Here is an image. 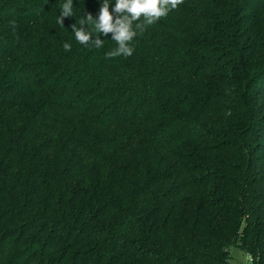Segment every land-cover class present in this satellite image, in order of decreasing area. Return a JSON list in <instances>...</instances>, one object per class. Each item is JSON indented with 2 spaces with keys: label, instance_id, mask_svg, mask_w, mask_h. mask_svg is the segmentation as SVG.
<instances>
[{
  "label": "trees",
  "instance_id": "16d2710c",
  "mask_svg": "<svg viewBox=\"0 0 264 264\" xmlns=\"http://www.w3.org/2000/svg\"><path fill=\"white\" fill-rule=\"evenodd\" d=\"M62 3L0 0V264H264V0H183L112 58L71 30L100 0Z\"/></svg>",
  "mask_w": 264,
  "mask_h": 264
},
{
  "label": "clouds",
  "instance_id": "9594fccd",
  "mask_svg": "<svg viewBox=\"0 0 264 264\" xmlns=\"http://www.w3.org/2000/svg\"><path fill=\"white\" fill-rule=\"evenodd\" d=\"M182 3L183 0H100L97 15L94 17L87 13L79 21L80 25L90 26L92 31L81 26L77 27L76 23L72 25L71 30L79 44L88 45L91 41L97 49L104 44V39H101L100 35L107 36L111 33L110 39L115 41L117 46L105 55L109 58L121 55L127 57L134 51L130 42L137 36V29L143 31L145 25L154 24ZM59 8V23L62 24L63 17L75 16L73 0H63ZM141 18L143 23H138ZM93 32L96 33L95 36ZM63 48L68 51L71 45L65 42Z\"/></svg>",
  "mask_w": 264,
  "mask_h": 264
},
{
  "label": "rangeland",
  "instance_id": "374dc122",
  "mask_svg": "<svg viewBox=\"0 0 264 264\" xmlns=\"http://www.w3.org/2000/svg\"><path fill=\"white\" fill-rule=\"evenodd\" d=\"M246 254L243 251L234 249L231 252L230 264H246Z\"/></svg>",
  "mask_w": 264,
  "mask_h": 264
},
{
  "label": "built area",
  "instance_id": "2783aa9c",
  "mask_svg": "<svg viewBox=\"0 0 264 264\" xmlns=\"http://www.w3.org/2000/svg\"><path fill=\"white\" fill-rule=\"evenodd\" d=\"M246 264H252L253 263V257L250 254H246Z\"/></svg>",
  "mask_w": 264,
  "mask_h": 264
}]
</instances>
